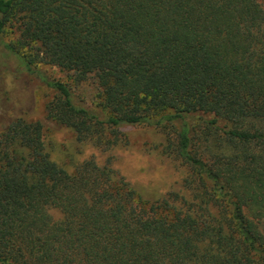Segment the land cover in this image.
Instances as JSON below:
<instances>
[{
	"label": "trees",
	"instance_id": "trees-1",
	"mask_svg": "<svg viewBox=\"0 0 264 264\" xmlns=\"http://www.w3.org/2000/svg\"><path fill=\"white\" fill-rule=\"evenodd\" d=\"M0 0V40L81 142L145 126L184 168L149 199L94 161L70 174L44 127L0 131V264H264V2ZM97 85L80 105L41 67ZM58 211L56 219L52 211Z\"/></svg>",
	"mask_w": 264,
	"mask_h": 264
},
{
	"label": "rangeland",
	"instance_id": "rangeland-1",
	"mask_svg": "<svg viewBox=\"0 0 264 264\" xmlns=\"http://www.w3.org/2000/svg\"><path fill=\"white\" fill-rule=\"evenodd\" d=\"M15 38L16 35L7 31L0 40V131L10 120L19 117L40 122L48 153L70 174L77 173L82 164L94 161L149 199L178 193L184 168L174 162L166 136L155 128L123 127L118 129L115 140L100 144L90 140L81 142L70 129L54 123L46 113L53 93L36 74L26 70L20 57L4 46ZM41 71L68 83L78 104L90 107L96 104L98 90L93 81L77 83L71 73L50 66L41 67ZM51 213L54 218H60L58 211Z\"/></svg>",
	"mask_w": 264,
	"mask_h": 264
}]
</instances>
